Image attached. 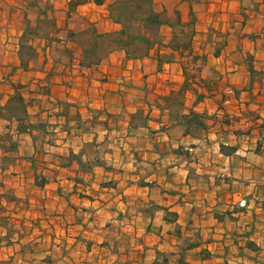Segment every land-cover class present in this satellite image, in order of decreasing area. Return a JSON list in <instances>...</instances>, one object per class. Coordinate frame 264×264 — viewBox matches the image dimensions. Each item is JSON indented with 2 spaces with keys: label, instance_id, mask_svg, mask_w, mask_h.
Segmentation results:
<instances>
[{
  "label": "crops",
  "instance_id": "0c3cea01",
  "mask_svg": "<svg viewBox=\"0 0 264 264\" xmlns=\"http://www.w3.org/2000/svg\"><path fill=\"white\" fill-rule=\"evenodd\" d=\"M0 264H264V0H0Z\"/></svg>",
  "mask_w": 264,
  "mask_h": 264
},
{
  "label": "trees",
  "instance_id": "16d2710c",
  "mask_svg": "<svg viewBox=\"0 0 264 264\" xmlns=\"http://www.w3.org/2000/svg\"><path fill=\"white\" fill-rule=\"evenodd\" d=\"M223 149V148H222Z\"/></svg>",
  "mask_w": 264,
  "mask_h": 264
}]
</instances>
